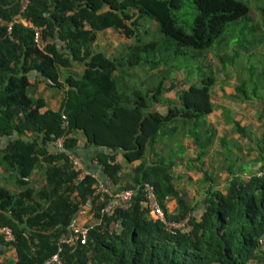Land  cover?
Masks as SVG:
<instances>
[{
    "label": "trees",
    "instance_id": "trees-1",
    "mask_svg": "<svg viewBox=\"0 0 264 264\" xmlns=\"http://www.w3.org/2000/svg\"><path fill=\"white\" fill-rule=\"evenodd\" d=\"M192 3L188 32L179 12L184 0H31L23 17L44 26L42 36L50 40L40 48L30 26L13 22L19 0H0L4 21L0 22V138L5 139L0 166L18 187L12 192L0 185V226H9L14 235L11 241L0 235V256L14 250L12 264H42L57 250L59 238L68 234L72 218L92 196L95 182L91 176L76 180L70 153L78 134L88 145L110 150L97 157L114 190L133 188L135 193L128 207L116 209L111 216L118 231L96 226L86 244H63L60 264H264V247L258 242L264 237V133L259 171L247 178L234 172L225 192L215 187L213 177H202L207 187L199 218L191 214L196 205L175 185L176 159L168 145L180 120L182 126L190 122L187 136L207 148L211 137L202 143L197 127L211 111L210 87L215 78H201L172 100L163 98V92L174 87L173 81L166 88L165 78L155 80L156 71L167 75L172 50L175 58L190 54L203 60L200 54L223 39L229 24L247 18L250 11L244 0ZM143 17L156 24L167 43L149 38L151 30L145 29ZM7 22H12L10 30ZM106 28L131 40L119 54L92 48L96 33ZM234 58L218 56L222 65ZM78 65L80 72H73ZM174 68L181 70L179 65ZM134 69L149 74L142 82H133L129 78ZM31 72L47 89L60 94L57 109L46 107L42 94L34 95L38 80L31 81ZM177 100L179 105L174 104ZM158 103L168 104L165 113L155 108ZM59 137L64 138L66 151H50L48 142ZM165 149L171 153L165 154ZM116 152L126 164L138 163L122 171V164L114 161ZM35 171L43 178L36 185L30 179ZM145 182L154 186L168 221L188 217L187 230L168 229L148 217ZM169 199L176 201L172 211L167 207ZM96 201L92 212L97 217Z\"/></svg>",
    "mask_w": 264,
    "mask_h": 264
},
{
    "label": "crops",
    "instance_id": "crops-1",
    "mask_svg": "<svg viewBox=\"0 0 264 264\" xmlns=\"http://www.w3.org/2000/svg\"><path fill=\"white\" fill-rule=\"evenodd\" d=\"M130 42V39L124 38L113 29L106 28L96 33L92 48L105 50L108 55H112L116 53L115 49L117 47L120 45L124 47ZM200 55L207 66H217L218 68L220 64L219 55L211 51L205 55ZM212 57H215L216 63H214V60L213 62L209 60ZM233 61L227 62L226 64H229V68L227 67L224 71H221L219 75L213 74L215 82L210 87L212 108L200 123V126L197 127L202 143H205L209 136L211 137V142L207 145V148H200L199 145L195 144L192 136H187L186 132L190 128V122L182 126L179 120L178 131L174 132L173 141L168 145V149L172 153L165 149V154L169 152L176 159L172 167L176 187L185 194L193 205H199L201 211L203 210L202 201L207 187L202 181L204 175L213 177L215 187L225 192L227 181L234 172L236 174L241 173L244 178H247L253 172L259 171V167L262 165L257 159L259 158L260 139L264 133V69L260 70V73H252L246 67H243L246 68V71L243 68L235 71ZM30 75L31 81H34V79L39 80L35 72H31ZM173 80L176 81L174 87L165 90L163 98L176 99V94L179 90L186 89L192 83L199 84L200 78L197 77L192 80L181 69L174 75ZM44 87L43 83L39 82L34 95L42 94L47 102L46 107L57 109L61 101L60 94L57 93L58 97L60 96L58 101L51 100L48 102L46 99L48 92H53V90ZM174 104L179 105L178 100L174 101ZM155 108L165 113L168 104L158 103ZM236 123L245 128L246 133L239 132ZM77 137L78 142L73 153L80 157L85 166L97 175L100 180L106 181L107 175L103 171V166L97 156L99 153L108 154L110 150L104 147L88 145L82 136L77 134ZM3 140L5 142V139ZM201 149H205L206 154L199 157ZM174 151L176 153H173ZM114 161L121 163L123 166L121 170L125 172L129 171L130 166L138 163V161H135L129 165L126 164L120 152L115 153ZM30 179L34 184L36 182L40 184L43 178L35 171ZM208 183L211 182L209 181ZM0 185H5L12 192L18 190V187L13 183V179L9 177V172L3 171L1 166ZM167 207L170 211L174 210L176 208L175 200H168ZM14 254V250H8L5 255L0 256V264H3V260L9 256L13 259ZM11 259L9 264H12Z\"/></svg>",
    "mask_w": 264,
    "mask_h": 264
},
{
    "label": "rangeland",
    "instance_id": "rangeland-1",
    "mask_svg": "<svg viewBox=\"0 0 264 264\" xmlns=\"http://www.w3.org/2000/svg\"><path fill=\"white\" fill-rule=\"evenodd\" d=\"M248 3L250 6V11L248 13L247 18H241L237 22L229 24L224 33L221 37H223L222 40L215 42L213 46L203 52L202 54L205 55L209 51L216 55L226 54L227 56H234L235 60L233 61L234 64V70L239 71L243 67H246L250 70L252 73H260V70L264 69V0H244ZM193 3L192 0H184V7L183 10H180V14L182 13V25H184V28L186 31H190V24L193 19ZM143 25L145 29L147 26L150 28V39H156L159 40L161 43L165 41L164 36L158 31L157 26L154 22L150 21L148 17H143ZM118 42V40H116ZM167 43V41H165ZM124 47L121 45L117 47L115 50L117 51V54L123 50ZM104 52H106L104 50ZM187 55V57L184 56H178L175 58L174 51L172 50L169 52L170 61L167 64V75L161 74V72L156 71V78L155 80L162 81L163 78H165V81L163 80V85L165 87L170 86V82L173 81L175 83L176 81L173 80L174 75L177 73L175 70V66L179 65L180 69H183L185 72H187L186 76L192 78V80L199 77L200 79L208 76V75H219L221 71H224L227 67L229 68V64L222 65L221 63L217 66L209 67L207 66L206 62L202 60L201 58L195 59L194 57ZM210 61L216 63L215 57L209 58ZM166 68V66H163ZM81 66H74L71 70L73 72L79 73ZM246 68H243L244 71H246ZM133 78H129L130 81L133 82H142L145 78H147L149 71H145L144 69H134L132 71ZM183 73V72H181ZM254 75V74H253ZM257 76V75H256ZM154 81V78H152ZM150 80V78H148ZM40 82L39 80L37 81ZM178 82V81H177ZM45 88V87H44ZM43 93V92H42ZM46 99L48 102L51 100H57L60 98L58 95L54 92H48ZM57 98V99H56ZM4 144V140H0V148ZM171 200V199H169ZM175 200V199H174ZM176 202V201H175ZM196 209L192 211V215H194L196 218H199L201 215V207L199 205H196ZM201 212V213H200ZM188 218V217H187ZM187 230V229H183ZM11 256L5 258L3 260V264H9Z\"/></svg>",
    "mask_w": 264,
    "mask_h": 264
},
{
    "label": "built area",
    "instance_id": "built-area-1",
    "mask_svg": "<svg viewBox=\"0 0 264 264\" xmlns=\"http://www.w3.org/2000/svg\"><path fill=\"white\" fill-rule=\"evenodd\" d=\"M30 1L31 0H19V12L13 18V22H21L24 25L30 26L34 31V42L38 47L43 48L48 42H50L49 39L42 36L44 26L33 25L31 22H27L23 17V13L27 10ZM0 22L4 23L3 20H0ZM6 25L8 30H10L12 22H7ZM48 146L49 150L52 152L66 151L63 137L51 140L48 142ZM70 160L72 168L77 171L78 174L76 180L82 179L85 176H91L95 179L93 184L94 191L92 196L80 204L79 210L69 224L68 234L59 238L57 250L42 264H60L62 261V245L65 244L74 247L77 244H86L90 230L96 226H100L101 230L106 229L109 232L118 231L119 227H117L115 219L111 216L116 209L128 207L135 193L133 188H125L115 191L111 179L108 176L106 181L100 180L97 175L85 166L81 158L73 152L70 153ZM261 174L264 175V169L261 171ZM143 191L145 194V206L148 209L147 215L149 218L161 221L168 229L187 228V218L178 222L168 221L165 218L164 211L158 203L154 186L151 183H143ZM94 199H96V203L100 205L97 217L94 216L92 212ZM106 218L109 220H106ZM0 235L4 241H11L14 239L13 232L7 225L0 226ZM258 242L264 247V237L259 238Z\"/></svg>",
    "mask_w": 264,
    "mask_h": 264
}]
</instances>
